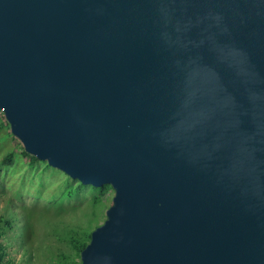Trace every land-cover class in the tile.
<instances>
[{
    "label": "water",
    "instance_id": "obj_1",
    "mask_svg": "<svg viewBox=\"0 0 264 264\" xmlns=\"http://www.w3.org/2000/svg\"><path fill=\"white\" fill-rule=\"evenodd\" d=\"M0 111L111 186L80 264H264V0H0Z\"/></svg>",
    "mask_w": 264,
    "mask_h": 264
},
{
    "label": "trees",
    "instance_id": "obj_2",
    "mask_svg": "<svg viewBox=\"0 0 264 264\" xmlns=\"http://www.w3.org/2000/svg\"><path fill=\"white\" fill-rule=\"evenodd\" d=\"M7 126L9 127L8 124ZM18 146L21 150L20 153H16L13 151L7 152L0 160V169L7 168L12 163L14 164L20 159V162L30 168L31 171L34 170L36 172L35 175L39 177L41 186L47 184L45 181V183H43L41 180V176L43 173L49 174V176L54 174V177H61L59 195L52 194L49 196V199H51L54 204L56 201L58 202L59 206H61V209L56 211L55 213L61 214V212H63L64 210L75 209V204L72 206L67 205L68 207H65L63 201L67 199H74L73 201L78 202L80 198L81 201L79 202L85 204V209H93L95 218L94 221L87 226L86 224H82L85 214V210H83L79 218V223L74 227H69L63 224L59 219H57V221H46L45 217H41L39 215V209H41V207H27L23 205L18 208V205L7 201L0 208V264H9L10 262L7 258V244L6 242H3V240L6 239L9 231H17V238L22 245L26 244L27 241L35 237L36 222L32 220L34 213H37L39 215V220H43L42 225H40L39 223L38 224L49 231L44 232L47 239L51 238V240L63 243V247L61 246L56 254H54L49 249L50 244L48 246L46 245L47 251H50L49 253L52 260L51 264H80V252L89 242L91 231L98 226V219L100 218V215H105V210L108 206V204L106 203L107 201H109L110 191H112L111 186L105 184L100 187H94L91 185L82 184L80 181L71 178L61 170L49 166L47 162L39 160L36 157L30 155L24 150L23 146ZM39 165L41 167H39ZM51 171L56 172L52 173ZM3 185L4 184L0 179V188H2ZM85 192L92 194L90 198H83V193ZM40 193L41 189H37V195L40 196ZM86 202H88V204ZM99 205H101V207L98 211ZM47 210L49 211V208H47ZM18 211H20L21 218L17 214Z\"/></svg>",
    "mask_w": 264,
    "mask_h": 264
},
{
    "label": "rangeland",
    "instance_id": "obj_3",
    "mask_svg": "<svg viewBox=\"0 0 264 264\" xmlns=\"http://www.w3.org/2000/svg\"><path fill=\"white\" fill-rule=\"evenodd\" d=\"M7 124L8 123L6 122L3 113L0 111V160L9 151L16 153H20L21 151L20 147L18 146L21 145V143L17 138L11 135L10 128L7 126ZM39 167L41 166L39 165ZM51 172L54 173L56 171ZM35 174L36 172L34 170L31 171L30 168L20 162V159L14 164L12 163L7 168H1L0 179L4 185L2 188H0V208L7 201L18 205V208L23 205L27 207H41V209H39V215L41 217H45L46 221H57V219H59L63 224L69 227H74L79 223L80 215L82 214L83 210H85L82 224H86L87 226L94 221L95 214H93V209H85V204L79 202L81 201L80 198L78 202L73 201L74 199H67L63 201L65 207H68L67 205L72 206L75 204V209L64 210L61 212V214L55 213L61 209V206H59L58 202L55 200L54 204L53 201L49 199V196L52 194L59 195L61 177H54V174L51 175V177L49 174L43 173L41 180L43 183L46 182L47 184L41 186L39 177H37ZM37 189H41L40 196L37 195ZM91 195V193L85 192L83 193V198L88 199ZM112 196L113 190L110 191L109 201L106 203L108 204L107 208L111 204ZM86 203L88 204V202ZM100 207L101 205L98 206V211ZM47 208H49V211ZM20 211L17 213L19 216ZM39 215L37 213L33 214L32 220L36 222V224L34 223L36 227V233L35 237L27 241L26 244L22 245L20 243L19 239L17 238V231H9L6 239L3 240V242H6L7 244V258L10 261L9 264H51V255L49 253L50 251H47V246L50 244L49 249L54 254L58 252L61 246L63 247V243L51 240V238L47 239L44 232L48 230L40 226L42 225L43 220H39ZM104 220L105 215H100V218L98 219V225L102 224Z\"/></svg>",
    "mask_w": 264,
    "mask_h": 264
}]
</instances>
